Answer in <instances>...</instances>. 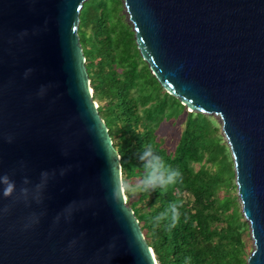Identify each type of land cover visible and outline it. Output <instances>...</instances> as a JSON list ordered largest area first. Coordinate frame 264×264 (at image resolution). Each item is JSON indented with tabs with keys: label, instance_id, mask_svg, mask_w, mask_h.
I'll return each mask as SVG.
<instances>
[{
	"label": "water",
	"instance_id": "95a60500",
	"mask_svg": "<svg viewBox=\"0 0 264 264\" xmlns=\"http://www.w3.org/2000/svg\"><path fill=\"white\" fill-rule=\"evenodd\" d=\"M86 1L0 0V173L17 187L0 195V264H158L126 197L112 198L120 156L78 36ZM123 3L161 88L220 118L253 240L246 263L264 264V0Z\"/></svg>",
	"mask_w": 264,
	"mask_h": 264
},
{
	"label": "trees",
	"instance_id": "16d2710c",
	"mask_svg": "<svg viewBox=\"0 0 264 264\" xmlns=\"http://www.w3.org/2000/svg\"><path fill=\"white\" fill-rule=\"evenodd\" d=\"M78 36L93 100L99 104L98 113L120 156L122 181L139 182L143 177L145 170L138 156L149 144L182 174L167 189L142 191L134 201L132 195L126 197L157 263L247 264V225L235 205L236 198L225 196L221 201L217 196L221 175L203 168L194 171L190 166L202 160L204 153L212 162L224 151L210 130V118L187 113L177 144L167 149L157 130L163 122L177 119L184 106L160 87L142 60L134 33L120 15L119 0L84 2ZM218 163L229 176L225 186L233 187L232 163L225 159ZM173 202L180 205L178 222L175 226L170 220L157 224L154 218Z\"/></svg>",
	"mask_w": 264,
	"mask_h": 264
},
{
	"label": "clouds",
	"instance_id": "9594fccd",
	"mask_svg": "<svg viewBox=\"0 0 264 264\" xmlns=\"http://www.w3.org/2000/svg\"><path fill=\"white\" fill-rule=\"evenodd\" d=\"M26 34V32H25ZM31 71V69H29ZM11 142V137H9ZM139 161L141 162L145 172L142 178H140L138 185L133 187L126 180L122 181L120 176L115 173L113 177V189L112 198L114 201L123 204L124 197L129 195H136L142 191L167 189L169 186L175 185L182 178V174L178 169L172 168L167 165L160 155H158L151 144L144 146L143 150L139 153ZM43 177H47V173L41 174ZM27 183V179L23 181ZM17 191L16 181L6 173H0V195L2 197L9 196ZM22 192H27V189H21ZM180 205L173 202L169 204L168 208L158 214L154 220L157 224L164 220H170L171 226H175L180 217L179 211ZM6 209L0 207V215ZM38 217H32L29 222L24 225L25 228L32 227L35 223H38ZM114 247L110 244L109 248Z\"/></svg>",
	"mask_w": 264,
	"mask_h": 264
},
{
	"label": "rangeland",
	"instance_id": "374dc122",
	"mask_svg": "<svg viewBox=\"0 0 264 264\" xmlns=\"http://www.w3.org/2000/svg\"><path fill=\"white\" fill-rule=\"evenodd\" d=\"M119 1H120V15L123 16V20L131 27V29L133 31L132 25L129 22L128 14H127L125 7H124L123 0H119ZM96 63H99L98 60H96ZM162 96H164V94H162ZM95 103L98 107L99 104L97 102H95ZM187 113L197 114L196 112H192V110H190L189 108L184 107V112L181 113L179 115V117H177V119H175V120L172 119L169 122H163L160 125V127L158 128V130H157L158 136L163 138L164 145L167 147L168 150H172L174 148V146L177 144L181 134L183 133V131L185 129V121H186V114ZM205 116H208V118H210V120L212 122L210 130H211L212 134L220 140L219 144L224 145V151L222 154H219L217 156V159L215 161H212V162H210L208 160L207 153H204L202 160L197 161V162H192V163H190V166L193 168L194 171H198L201 168H203L204 170L209 171L211 173L216 172V173L220 174L221 178H222V183L218 189L217 196L220 198L221 201L225 198V196L235 197L236 198L235 205L238 206L239 211L241 212V206H240L239 199L237 197V191H236V186H235V177L233 176L232 179L230 177L234 186L227 188L225 186L224 182L229 179V176L226 175L224 172H222L221 167L218 163L219 160L225 159L227 163H229V164L232 163V170H233V161H232V158H231V155L229 152L227 142H226L225 137L222 134V130H221V127H222L221 120L218 116L213 115V114L212 115H205ZM233 172H234V170H233ZM129 184L132 185L133 187H136L138 182H137V180H131L129 182ZM138 194L132 195L131 200H133V201L136 200ZM126 200H127V198H126ZM127 205H129V204L127 203ZM244 222H246V221L244 220ZM246 225H247V230H246V233L244 234V240H245L246 245H247V252L251 253L254 249L253 240L251 238L250 228H249V224L247 222H246Z\"/></svg>",
	"mask_w": 264,
	"mask_h": 264
}]
</instances>
